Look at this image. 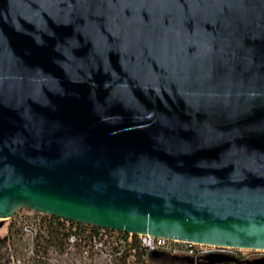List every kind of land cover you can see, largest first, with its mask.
<instances>
[{"label":"water","instance_id":"water-1","mask_svg":"<svg viewBox=\"0 0 264 264\" xmlns=\"http://www.w3.org/2000/svg\"><path fill=\"white\" fill-rule=\"evenodd\" d=\"M20 209L264 251V0H0V228Z\"/></svg>","mask_w":264,"mask_h":264},{"label":"trees","instance_id":"trees-1","mask_svg":"<svg viewBox=\"0 0 264 264\" xmlns=\"http://www.w3.org/2000/svg\"><path fill=\"white\" fill-rule=\"evenodd\" d=\"M13 218H18V223L32 233L33 255L27 260L29 264H51V255L63 254L69 248L72 236L75 247L87 252L92 250L94 240H98L110 251L105 253L112 264H180L163 260V253L145 248L137 236L128 239L125 232L84 225L29 209L18 210ZM10 238L9 232L7 237L0 240V264L19 262L9 245Z\"/></svg>","mask_w":264,"mask_h":264},{"label":"rangeland","instance_id":"rangeland-1","mask_svg":"<svg viewBox=\"0 0 264 264\" xmlns=\"http://www.w3.org/2000/svg\"><path fill=\"white\" fill-rule=\"evenodd\" d=\"M18 218L4 220L3 226L0 228V240L7 237L11 233L10 246L14 250L15 258H18L17 264H29L27 261L32 257V233L24 230V226L18 223ZM1 221V220H0ZM12 226V227H11ZM11 227V231L9 230ZM8 251V250H7ZM239 254L256 255L261 254L251 252L249 250H240ZM104 253H88L83 254L73 251L69 255L57 254L51 255V264H112Z\"/></svg>","mask_w":264,"mask_h":264},{"label":"built area","instance_id":"built-area-1","mask_svg":"<svg viewBox=\"0 0 264 264\" xmlns=\"http://www.w3.org/2000/svg\"><path fill=\"white\" fill-rule=\"evenodd\" d=\"M24 230L29 231L30 230L26 227ZM31 233V232H30ZM127 239V238H126ZM128 240V239H127ZM130 241V240H128ZM143 246L145 248L150 247V251H157V252H161L163 254H167L171 257H179V255L182 254H186L189 255L193 252L194 248H199L202 252H207L209 250H231L234 251V249L231 248H219V247H215V246H206V245H201V244H196L194 247H187L185 245H183V241L182 240H172V239H167V238H157L151 235H145V241H140ZM69 248L63 253L64 255H69L70 253H72L73 251H77L83 254H88V253H104L105 252H110L109 250L104 248V245L100 242H98V240H94L93 242V248L90 252L87 251H83L82 249H77L75 247V238L74 236H72L69 239ZM243 250V249H242ZM251 252H257V253H261L264 254V251L262 250H255V251H251ZM239 253V252H238ZM107 255V254H106Z\"/></svg>","mask_w":264,"mask_h":264},{"label":"flooded vegetation","instance_id":"flooded-vegetation-1","mask_svg":"<svg viewBox=\"0 0 264 264\" xmlns=\"http://www.w3.org/2000/svg\"><path fill=\"white\" fill-rule=\"evenodd\" d=\"M164 259L180 264H264V254L245 255L226 249L202 252L196 247L189 255L182 254L179 257H171L164 254Z\"/></svg>","mask_w":264,"mask_h":264},{"label":"bare ground","instance_id":"bare-ground-1","mask_svg":"<svg viewBox=\"0 0 264 264\" xmlns=\"http://www.w3.org/2000/svg\"><path fill=\"white\" fill-rule=\"evenodd\" d=\"M116 232V231H115ZM127 235H128V239H130L131 237H133V236H137V237H139V239L141 240V241H145V235H141V234H136V235H132V234H130V233H127ZM183 245H185V246H187V247H194L195 246V243L193 244V243H189V242H186V241H183ZM147 249H150V247H148ZM240 250H242V249H240ZM240 250H237V249H234V251L235 252H238V251H240ZM244 250V249H243Z\"/></svg>","mask_w":264,"mask_h":264}]
</instances>
